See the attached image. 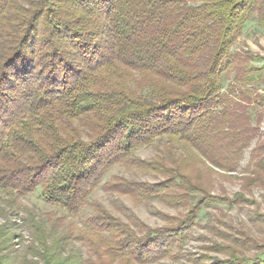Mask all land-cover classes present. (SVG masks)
I'll return each mask as SVG.
<instances>
[{"label":"trees","instance_id":"1","mask_svg":"<svg viewBox=\"0 0 264 264\" xmlns=\"http://www.w3.org/2000/svg\"><path fill=\"white\" fill-rule=\"evenodd\" d=\"M254 20L264 29V0H0V191H40L73 219L93 210L72 235L91 251L84 262L30 214L42 264L177 259L207 205L250 203L242 192L264 189V67L234 51ZM152 146L154 157L137 155ZM248 149L242 192L213 195L214 175L237 173ZM116 167L159 181L108 178ZM99 189L187 211L161 228L125 223L94 199ZM6 228L0 264H13ZM237 232L212 242L226 257L210 264H264V245Z\"/></svg>","mask_w":264,"mask_h":264},{"label":"rangeland","instance_id":"2","mask_svg":"<svg viewBox=\"0 0 264 264\" xmlns=\"http://www.w3.org/2000/svg\"><path fill=\"white\" fill-rule=\"evenodd\" d=\"M234 51L250 53L252 57L259 59L255 63L264 67V60H261L262 57L264 58V29L259 27L257 21L248 23L244 33L234 46ZM233 76V74L226 76L225 88L232 81ZM257 113L258 111L254 116L255 120ZM261 125L264 132V119ZM156 154H158V150L153 146L143 147L137 151V155L144 159H150ZM249 155L250 149L245 152L242 168L237 173L214 175L212 178L213 195L234 199L237 193L242 192L241 175L248 163ZM112 175H122L128 179L150 183L159 181L154 175H146L119 167L112 169L108 178ZM242 193L252 204L244 202L235 205L222 199L211 202L201 211L196 225L192 229L191 239L186 243L181 256L177 259L163 258L150 264H201L197 259L206 255L210 257L209 260H205L207 264L213 262L212 258L225 259L226 256L223 253L212 250V242L225 243L227 242L225 236L229 234L238 236V234L236 235L237 231L250 233L258 247L264 245V222L259 223L252 220L254 214L259 215L256 216L257 219H264V189L253 187L251 192L244 191ZM0 197L2 198L0 200V226L7 224L6 230L13 234L12 248L7 251L14 257L13 264L43 263L41 249L38 251L34 248L39 245L34 236L35 230L26 223L31 213L38 220L46 221L50 244L63 239L61 251L64 256L68 255L70 251H76L82 257L83 262L91 256L89 247L76 238L74 239L72 235L76 232V226L82 230L88 227L86 220L92 215V208L85 209L79 218L73 219L67 216L62 209L45 203L40 191L24 197H14L15 200L8 193L0 191ZM94 199L102 203L123 222H129L128 217L135 215L151 228L165 227L170 223L171 217H179L187 211L184 207L171 205L166 200L154 199L135 203L127 197L106 193L101 189L94 194ZM63 216H67V218L61 223L60 220ZM216 227L218 230H215ZM255 253L254 249L247 251L250 256ZM83 262L82 264H84Z\"/></svg>","mask_w":264,"mask_h":264}]
</instances>
